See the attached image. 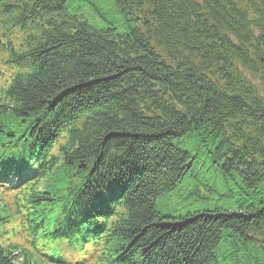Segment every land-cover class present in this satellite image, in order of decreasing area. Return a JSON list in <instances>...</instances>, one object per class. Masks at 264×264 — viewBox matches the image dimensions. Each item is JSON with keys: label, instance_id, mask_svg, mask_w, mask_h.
<instances>
[{"label": "trees", "instance_id": "trees-1", "mask_svg": "<svg viewBox=\"0 0 264 264\" xmlns=\"http://www.w3.org/2000/svg\"><path fill=\"white\" fill-rule=\"evenodd\" d=\"M76 1L94 25L72 15ZM112 1L120 31L96 27L108 18L101 0H0V61L16 71L0 100V117L12 119L0 124V176L12 122L35 121L32 132L54 141L69 117L64 164L85 174L59 204L20 194L34 247L102 240L95 264H215L235 252L264 264V0ZM183 137L235 185L237 209L160 213L158 199L196 163L175 145ZM16 250L0 243V264H18ZM40 260L24 252L19 264Z\"/></svg>", "mask_w": 264, "mask_h": 264}, {"label": "rangeland", "instance_id": "rangeland-1", "mask_svg": "<svg viewBox=\"0 0 264 264\" xmlns=\"http://www.w3.org/2000/svg\"><path fill=\"white\" fill-rule=\"evenodd\" d=\"M100 5L107 12L108 18L104 16L98 18L100 25H95L98 28H105L109 25L116 27L120 31L121 19L114 13L117 8L112 0H101ZM99 5V6H100ZM74 8L72 11L76 15H82L91 25L93 18L89 8L83 5L81 1H76L71 4ZM240 69V68H239ZM249 81L256 83V78L252 74L241 70ZM241 72V73H242ZM262 92V89L259 88ZM175 145L182 151H186L196 156V163L189 175L183 178L177 188L169 194H166L158 199L157 207L161 214L180 216L190 212L202 210H227L237 209L238 205L233 198L228 197V194H236L235 185H233L214 165L208 155L200 148L195 137H183L175 141ZM203 185V186H200ZM40 189V188H39ZM6 200L9 204L13 203L12 195L8 194ZM234 257H226L223 260L224 264H253L252 261L244 260V255H239V252L233 253ZM231 254V255H233ZM239 257H236V256Z\"/></svg>", "mask_w": 264, "mask_h": 264}, {"label": "bare ground", "instance_id": "bare-ground-1", "mask_svg": "<svg viewBox=\"0 0 264 264\" xmlns=\"http://www.w3.org/2000/svg\"><path fill=\"white\" fill-rule=\"evenodd\" d=\"M26 146L29 147V148L34 146L35 148L41 150V147H40L39 143L34 144L32 140L27 141ZM200 186H203V185H200Z\"/></svg>", "mask_w": 264, "mask_h": 264}]
</instances>
